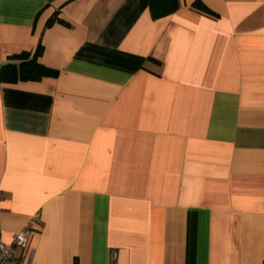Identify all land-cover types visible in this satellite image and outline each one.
Listing matches in <instances>:
<instances>
[{"label":"crops","instance_id":"0c3cea01","mask_svg":"<svg viewBox=\"0 0 264 264\" xmlns=\"http://www.w3.org/2000/svg\"><path fill=\"white\" fill-rule=\"evenodd\" d=\"M0 0V227L29 264H264V0ZM53 21L48 24V21Z\"/></svg>","mask_w":264,"mask_h":264},{"label":"trees","instance_id":"16d2710c","mask_svg":"<svg viewBox=\"0 0 264 264\" xmlns=\"http://www.w3.org/2000/svg\"><path fill=\"white\" fill-rule=\"evenodd\" d=\"M193 6L209 11L200 0H194ZM149 7L153 18H161L173 13L179 7V0H149ZM53 19L48 21L50 24ZM42 52L39 43L34 52L23 50L8 56L7 61L0 64V82L15 83L21 80H40L47 76H56L58 70L38 60Z\"/></svg>","mask_w":264,"mask_h":264},{"label":"built area","instance_id":"2783aa9c","mask_svg":"<svg viewBox=\"0 0 264 264\" xmlns=\"http://www.w3.org/2000/svg\"><path fill=\"white\" fill-rule=\"evenodd\" d=\"M29 228H23L14 232L9 241L3 239L0 227V264H29V262L16 256L18 247L24 248L27 245V235ZM117 251L112 250L110 253V264H117Z\"/></svg>","mask_w":264,"mask_h":264}]
</instances>
